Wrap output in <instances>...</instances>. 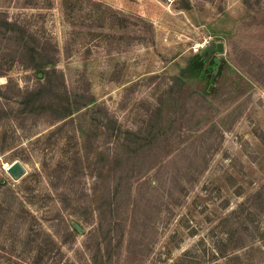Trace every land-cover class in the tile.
I'll use <instances>...</instances> for the list:
<instances>
[{
  "label": "rangeland",
  "instance_id": "rangeland-1",
  "mask_svg": "<svg viewBox=\"0 0 264 264\" xmlns=\"http://www.w3.org/2000/svg\"><path fill=\"white\" fill-rule=\"evenodd\" d=\"M46 1L9 12L41 14L93 102L0 120V264H264V0Z\"/></svg>",
  "mask_w": 264,
  "mask_h": 264
},
{
  "label": "trees",
  "instance_id": "trees-1",
  "mask_svg": "<svg viewBox=\"0 0 264 264\" xmlns=\"http://www.w3.org/2000/svg\"><path fill=\"white\" fill-rule=\"evenodd\" d=\"M39 0H0V77H5L6 82L0 86V120L37 118L45 116L52 123H58L70 117L74 112L93 102V96L88 93L87 87L80 90L69 91L66 85V77L62 69L58 67L59 51L57 43L48 34L44 25L37 20L39 13H25L23 11L9 12L10 7L17 10L35 9ZM46 1L47 6L50 5ZM177 1V8L188 9L190 0ZM249 0H243V4L250 8ZM44 8V7H42ZM197 59L200 56L196 57ZM15 69L30 71L35 82L31 86L20 87L16 77L11 75ZM258 79V78H257ZM261 81V79H258ZM97 108H105L102 104ZM101 116V127L108 129L107 111ZM65 122L56 127V131L62 129ZM213 127H215L213 125ZM214 129V128H213ZM209 129L206 132H210ZM128 137V132L125 136ZM56 188V184L51 182ZM260 192H255L250 199L258 197ZM235 213L232 211L231 214ZM95 228L94 230H96ZM101 236L105 234L102 219L98 225ZM59 235L58 231H55ZM105 240L106 237H102ZM106 241L107 256L110 257L111 241ZM63 244L66 241L63 240ZM228 261L236 260L238 255L223 254Z\"/></svg>",
  "mask_w": 264,
  "mask_h": 264
},
{
  "label": "water",
  "instance_id": "water-1",
  "mask_svg": "<svg viewBox=\"0 0 264 264\" xmlns=\"http://www.w3.org/2000/svg\"><path fill=\"white\" fill-rule=\"evenodd\" d=\"M217 51H221V45L216 46ZM213 51L212 46H208L205 50L202 51V56L210 54ZM7 174L13 179H19L24 173L25 169L19 161H14L5 168Z\"/></svg>",
  "mask_w": 264,
  "mask_h": 264
},
{
  "label": "built area",
  "instance_id": "built-area-1",
  "mask_svg": "<svg viewBox=\"0 0 264 264\" xmlns=\"http://www.w3.org/2000/svg\"><path fill=\"white\" fill-rule=\"evenodd\" d=\"M207 40L202 41L201 43H195L191 49L193 54H200L203 50H205L208 47Z\"/></svg>",
  "mask_w": 264,
  "mask_h": 264
}]
</instances>
